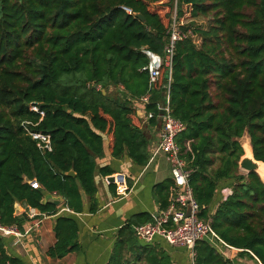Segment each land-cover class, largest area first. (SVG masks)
Wrapping results in <instances>:
<instances>
[{
	"label": "trees",
	"instance_id": "obj_1",
	"mask_svg": "<svg viewBox=\"0 0 264 264\" xmlns=\"http://www.w3.org/2000/svg\"><path fill=\"white\" fill-rule=\"evenodd\" d=\"M172 2L0 0V225L19 226L30 208L57 214L58 206L44 202L45 193L81 212L84 192L89 212H95L96 158L106 134L113 157L147 164L149 140L135 105L149 91L143 105L153 114L149 125L161 114L157 103L167 91L168 69L161 68L149 89L145 50L163 53ZM164 4L167 10H158ZM198 16L207 28L194 26L195 37L177 41L172 56L169 108L185 125L176 143L190 170L199 218L239 257L264 264V182L238 169L244 135L254 159L264 162V0H177L178 21ZM23 121L50 136V151L38 147ZM98 172L113 173L108 166ZM222 181L230 187L225 197L218 192ZM172 186V179L155 185L161 209ZM15 204L24 209L21 216ZM70 211L55 217V242L46 251L51 258L80 247ZM153 220L141 213L126 221L105 264H174L160 242L143 243L134 235V225ZM194 252L193 264H234L206 238ZM7 262L19 264L0 238V264Z\"/></svg>",
	"mask_w": 264,
	"mask_h": 264
},
{
	"label": "crops",
	"instance_id": "obj_2",
	"mask_svg": "<svg viewBox=\"0 0 264 264\" xmlns=\"http://www.w3.org/2000/svg\"><path fill=\"white\" fill-rule=\"evenodd\" d=\"M138 117L141 120L149 140L150 156L155 149L161 132V120L156 119L153 125H149L145 118V111L141 103L135 105ZM110 136L104 135L103 154L96 158V171L94 181L97 192L95 195L97 209L91 213L88 210L89 199L84 192L83 209L81 212H73L72 215L78 222L77 238L79 249L70 252L62 258H51L46 254L47 249L54 244L55 236L53 224L55 217L64 207V200L58 206L57 214H45L36 231L26 233L18 240L13 235H1L4 251L7 255L16 258L19 264H105L112 251L119 228L133 216L145 213L155 218L159 214L160 203L156 199L155 185L167 179H172L170 164L162 153L149 158L145 166H139L132 162L127 155L113 157L109 152ZM108 166L113 173L101 176L99 167ZM117 172H123L127 177L129 193L125 197L115 194L113 183L107 181L108 176ZM222 188L219 194L225 197L230 192L227 181L220 183ZM58 196L54 193H49ZM19 205V204H18ZM16 215L21 216L23 208ZM41 213V212H40ZM153 220V221H154ZM29 225L28 218H23L17 228L24 232ZM160 242L170 254L174 264H193L189 252L182 247L169 246L163 239L153 240ZM152 241V242H153ZM233 250H228L226 257L233 260L234 264H247L250 259L239 257Z\"/></svg>",
	"mask_w": 264,
	"mask_h": 264
},
{
	"label": "built area",
	"instance_id": "obj_3",
	"mask_svg": "<svg viewBox=\"0 0 264 264\" xmlns=\"http://www.w3.org/2000/svg\"><path fill=\"white\" fill-rule=\"evenodd\" d=\"M173 1L176 8L177 0ZM194 37V26L177 21L176 11L174 10L164 40L163 53L157 54L145 50V54L149 59V62L145 67L148 72L149 89H151L158 80L161 68L165 67L168 69L166 83L167 91L164 93V100L157 103V109L161 114L159 113L158 116H156V119L159 118L161 120V132L159 135V141L150 156V160L159 153L166 156L170 164L173 186L171 188L168 205L159 211L155 220L133 226L134 235L139 241L150 243L157 237L161 238L169 246L186 249L189 252L192 261L195 255L194 246L196 242L204 238L220 247L224 254H226L228 250L238 251V249L228 246L215 234L209 221H204L199 218L198 214L200 207L196 202L193 191L189 185L190 170L186 168L185 161L180 155L179 146L175 139L176 136L184 130L185 125L171 115L169 108L168 88L170 83L172 56L177 41ZM97 88L100 87L97 86ZM149 97L150 92L148 91L138 100V103L145 105L148 102ZM29 108L31 111L38 113L40 118L43 117L44 112L39 109L37 103H31ZM152 116L153 114L151 112L145 113L146 120H149ZM21 125L27 134L37 140V145L42 151L51 150L50 136L48 134L32 130L31 126L33 123L30 121H23ZM112 177L115 194L118 197L127 196L130 189L126 175L123 172H117L112 174ZM31 186L33 188H39L40 184L37 181H32ZM188 208L189 214L186 215ZM60 211L70 210L64 206ZM43 217H45V213H40L37 209L30 208L27 212L29 225L24 232H21L16 225H0V234L4 236L13 235L16 240H18L26 233L38 230ZM6 264L11 263L7 262Z\"/></svg>",
	"mask_w": 264,
	"mask_h": 264
},
{
	"label": "water",
	"instance_id": "obj_4",
	"mask_svg": "<svg viewBox=\"0 0 264 264\" xmlns=\"http://www.w3.org/2000/svg\"><path fill=\"white\" fill-rule=\"evenodd\" d=\"M135 16H137L140 20H144V17L140 14V13H135ZM241 142V141H240ZM250 144V142H249ZM241 146L243 148L242 142H241ZM251 147V145H250ZM244 148H243V152H244ZM260 163H263V161H258L255 160L253 157V153H252V148H251V156L247 157L245 156V154L243 153V155L241 156L239 162H238V169L244 171L245 173L248 172H255L259 175V177L261 178V180L264 182V177L261 176L260 172H259V167H260ZM67 175H75L73 170H69L68 172H66ZM107 181L109 183L113 182V177L112 176H108L107 177ZM63 198L61 196H54L51 195L49 193H45L44 195V202H51L56 206H59L62 203ZM21 211V208L19 207L18 204H15V214L19 213ZM189 214V208L187 209L186 215Z\"/></svg>",
	"mask_w": 264,
	"mask_h": 264
},
{
	"label": "rangeland",
	"instance_id": "obj_5",
	"mask_svg": "<svg viewBox=\"0 0 264 264\" xmlns=\"http://www.w3.org/2000/svg\"><path fill=\"white\" fill-rule=\"evenodd\" d=\"M166 4H164L163 6H157L158 10H161V8L163 9V12L164 10H167V8H164ZM169 5V4H168ZM153 9H156V6H152ZM170 9H171V15L173 14L174 10L176 11V18H177V5H176V8L174 6V1L171 3V6H170ZM162 13V12H160ZM178 21V19H177ZM179 22H183L184 24H191L192 26H198V27H202V28H207L208 26V22L201 16H198V17H194V18H189V19H186V20H183V21H179ZM110 91L112 93V89L110 88ZM248 139L247 135H244L242 138H241V142L243 143L244 140ZM239 172L241 173H245L244 171L242 170H239ZM225 249V248H224ZM227 251V250H226ZM235 253L236 256H238L236 250H233ZM247 264H255L253 261H248Z\"/></svg>",
	"mask_w": 264,
	"mask_h": 264
},
{
	"label": "bare ground",
	"instance_id": "obj_6",
	"mask_svg": "<svg viewBox=\"0 0 264 264\" xmlns=\"http://www.w3.org/2000/svg\"><path fill=\"white\" fill-rule=\"evenodd\" d=\"M242 145H243V148L245 150L244 151L245 156L250 157L251 156V147L249 144V139L244 140ZM259 172H260L261 176L264 177V164L263 163H260Z\"/></svg>",
	"mask_w": 264,
	"mask_h": 264
}]
</instances>
